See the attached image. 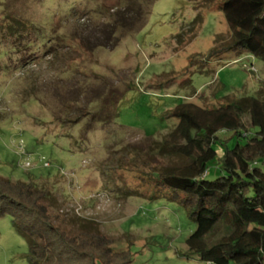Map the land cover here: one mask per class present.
I'll return each instance as SVG.
<instances>
[{"label":"rangeland","instance_id":"1","mask_svg":"<svg viewBox=\"0 0 264 264\" xmlns=\"http://www.w3.org/2000/svg\"><path fill=\"white\" fill-rule=\"evenodd\" d=\"M221 1L140 0L145 25L112 48L116 37L102 32L128 0H0V20L5 7L38 25L41 49L20 71L0 69V176L47 189L67 232L99 231L132 264H210L189 255L187 209L167 187L138 182L144 167L127 147L169 132L177 120L167 112L180 103L214 108L264 91V61L249 53L205 60L217 35L230 36ZM223 174L210 164L208 180ZM0 264H29L9 216L0 217Z\"/></svg>","mask_w":264,"mask_h":264},{"label":"trees","instance_id":"2","mask_svg":"<svg viewBox=\"0 0 264 264\" xmlns=\"http://www.w3.org/2000/svg\"><path fill=\"white\" fill-rule=\"evenodd\" d=\"M139 1L128 0L103 29L105 36L116 37L107 39L110 47L117 46L125 33L145 25L149 11ZM3 8L0 69L17 72L40 57L39 28ZM221 9L230 36L217 35L205 60L235 51L264 61V0H222ZM194 27L190 24L188 31L192 33ZM99 38L95 45L103 41ZM84 42L92 44L89 39ZM48 53L56 56L58 52L51 48ZM5 56L7 63L2 61ZM194 58L190 67L196 65ZM81 116L63 123L76 124ZM167 116L177 120L169 132L159 139L145 135L140 145L127 147L144 167L136 166L138 182L167 187L187 209L196 224L186 242L190 256L210 264H264V91L257 97L227 98L214 108L183 102ZM91 120L95 122L96 115ZM218 162L224 174L208 180L210 164ZM58 206V198L47 189L0 176V217L9 216L15 231L26 240L29 264H132L129 252H116L99 231L67 232L60 224Z\"/></svg>","mask_w":264,"mask_h":264}]
</instances>
